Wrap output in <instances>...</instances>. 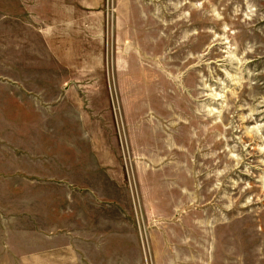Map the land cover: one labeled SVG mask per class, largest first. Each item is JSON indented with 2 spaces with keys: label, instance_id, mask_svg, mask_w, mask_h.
Instances as JSON below:
<instances>
[{
  "label": "rangeland",
  "instance_id": "rangeland-1",
  "mask_svg": "<svg viewBox=\"0 0 264 264\" xmlns=\"http://www.w3.org/2000/svg\"><path fill=\"white\" fill-rule=\"evenodd\" d=\"M75 250L264 264V0H0V264Z\"/></svg>",
  "mask_w": 264,
  "mask_h": 264
},
{
  "label": "crops",
  "instance_id": "crops-1",
  "mask_svg": "<svg viewBox=\"0 0 264 264\" xmlns=\"http://www.w3.org/2000/svg\"><path fill=\"white\" fill-rule=\"evenodd\" d=\"M162 203H164V202H162ZM175 223H183V222H182V220H180V222H175ZM180 225H183V224H180ZM73 254H74L73 258L77 264H85V262L83 260H81L82 255L80 254V252L78 250H75ZM75 262L73 264H75ZM88 263L91 264L89 261H88Z\"/></svg>",
  "mask_w": 264,
  "mask_h": 264
}]
</instances>
